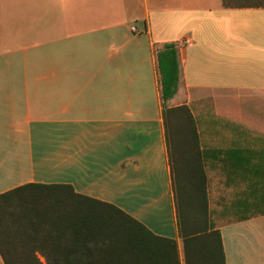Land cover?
Wrapping results in <instances>:
<instances>
[{
	"label": "crops",
	"instance_id": "1",
	"mask_svg": "<svg viewBox=\"0 0 264 264\" xmlns=\"http://www.w3.org/2000/svg\"><path fill=\"white\" fill-rule=\"evenodd\" d=\"M0 7L8 9L0 14V195L28 184L71 186L175 240L180 264L203 257L209 241L183 240L179 228L199 231L206 212L224 264H264L263 7L223 0H0ZM165 42L177 43L182 67V91L166 108L154 48ZM181 105L193 125L173 110ZM44 193L58 204L68 196H30Z\"/></svg>",
	"mask_w": 264,
	"mask_h": 264
},
{
	"label": "trees",
	"instance_id": "2",
	"mask_svg": "<svg viewBox=\"0 0 264 264\" xmlns=\"http://www.w3.org/2000/svg\"><path fill=\"white\" fill-rule=\"evenodd\" d=\"M223 6L264 8V0H223ZM154 48L166 108L165 99L173 96L175 101L178 95L182 67L176 42L156 43ZM173 110L184 111L193 125L186 106ZM55 190L67 192L64 203L46 193L30 196ZM35 200L43 202L35 205ZM198 218L202 227L192 235L179 228L183 240L193 236L209 241L200 246L205 251L196 264H218L217 257L224 264L219 232L208 231L206 212ZM0 254L5 264H42L38 255L45 264H180L175 240L155 235L116 206L78 195L68 185L28 184L0 195Z\"/></svg>",
	"mask_w": 264,
	"mask_h": 264
},
{
	"label": "rangeland",
	"instance_id": "3",
	"mask_svg": "<svg viewBox=\"0 0 264 264\" xmlns=\"http://www.w3.org/2000/svg\"><path fill=\"white\" fill-rule=\"evenodd\" d=\"M7 7H0V14L1 15H5L6 13H8V9H6ZM180 86V84L178 83V89H177V93H179V95H180V92L182 91V88H181V86ZM165 93V95H166V97H167V91H165L164 92Z\"/></svg>",
	"mask_w": 264,
	"mask_h": 264
},
{
	"label": "built area",
	"instance_id": "4",
	"mask_svg": "<svg viewBox=\"0 0 264 264\" xmlns=\"http://www.w3.org/2000/svg\"><path fill=\"white\" fill-rule=\"evenodd\" d=\"M183 42H184L185 44H188V43H190V40H189V39H185Z\"/></svg>",
	"mask_w": 264,
	"mask_h": 264
}]
</instances>
